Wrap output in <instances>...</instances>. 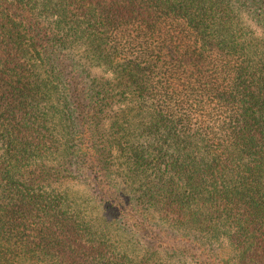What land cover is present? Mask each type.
<instances>
[{"label":"trees","instance_id":"trees-1","mask_svg":"<svg viewBox=\"0 0 264 264\" xmlns=\"http://www.w3.org/2000/svg\"><path fill=\"white\" fill-rule=\"evenodd\" d=\"M0 264H264V0H0Z\"/></svg>","mask_w":264,"mask_h":264},{"label":"rangeland","instance_id":"rangeland-1","mask_svg":"<svg viewBox=\"0 0 264 264\" xmlns=\"http://www.w3.org/2000/svg\"><path fill=\"white\" fill-rule=\"evenodd\" d=\"M75 188H78V186H75ZM130 221L133 222L132 219H130ZM137 228H138V227H137ZM138 230L141 232L140 227L138 228ZM141 234L144 236V239H145V241H147V242L154 243L155 245H160L161 243H164V241H162V240L159 241V240L155 239L154 237L152 238L151 236H148V235L145 234V233H142V232H141Z\"/></svg>","mask_w":264,"mask_h":264}]
</instances>
